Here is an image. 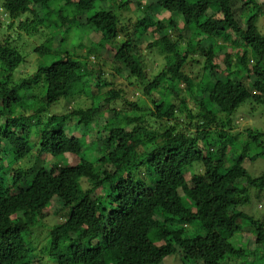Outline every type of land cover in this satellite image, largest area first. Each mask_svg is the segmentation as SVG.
<instances>
[{
  "label": "clouds",
  "instance_id": "clouds-1",
  "mask_svg": "<svg viewBox=\"0 0 264 264\" xmlns=\"http://www.w3.org/2000/svg\"><path fill=\"white\" fill-rule=\"evenodd\" d=\"M0 264H264V0H0Z\"/></svg>",
  "mask_w": 264,
  "mask_h": 264
}]
</instances>
